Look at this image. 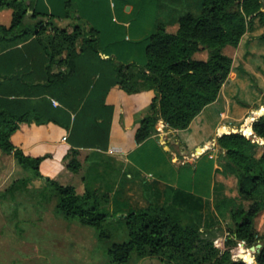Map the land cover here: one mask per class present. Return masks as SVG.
I'll return each instance as SVG.
<instances>
[{"label":"trees","instance_id":"16d2710c","mask_svg":"<svg viewBox=\"0 0 264 264\" xmlns=\"http://www.w3.org/2000/svg\"><path fill=\"white\" fill-rule=\"evenodd\" d=\"M65 8L63 18H72L70 0ZM3 9L12 10V21L8 26L0 24V43L7 49L21 44L36 48L44 56L46 81L42 83L40 69L31 72L42 90L52 97L59 87L64 102L77 94L82 104L72 114L64 105L52 110L46 99L0 97V150L28 173L4 189L0 200L17 204L18 194L36 191L39 195L33 197L50 205L53 223L75 218L82 226L95 229L101 242L115 239L107 250L108 264H133L149 257L159 258L162 264L252 263L247 252V262L233 259L232 254L240 242L255 245V219L264 208L259 196L264 190V145L251 153L253 140L239 132L251 122L254 137L264 140V114L252 118L264 106V0H204L198 16L185 14L171 24H159L144 41L143 65L103 59L109 53L100 46L94 25L59 28L53 14L39 9V0H0ZM231 48L239 55L235 65L226 53ZM201 53H207V59H198ZM90 59L99 63L91 70L100 76L98 84L94 86L92 74L75 91L72 82L87 74L83 63ZM54 66L66 67L69 73L52 74ZM132 68L153 94L146 116L139 120L138 145L163 128L191 129L200 114L219 99L232 70L240 72L238 94L228 102L220 133L216 137L213 132L205 140L212 143L216 139L239 178L233 197L220 185L214 188V203L226 227L203 223L200 195L170 186L151 196L148 181L125 172L116 157L68 144L81 119L95 137L109 139L114 107L106 99L113 88L130 92ZM182 145L190 151L198 149L183 141ZM50 162L68 172L67 180L60 173H50L45 167ZM185 166L192 167L190 163ZM136 186L143 187V194L136 193ZM224 233V246H217L219 234ZM256 264H264V245L256 253Z\"/></svg>","mask_w":264,"mask_h":264},{"label":"rangeland","instance_id":"374dc122","mask_svg":"<svg viewBox=\"0 0 264 264\" xmlns=\"http://www.w3.org/2000/svg\"><path fill=\"white\" fill-rule=\"evenodd\" d=\"M66 1L42 0L40 10L49 13L50 10L46 3L49 4L52 7L53 22L59 28H64L68 24L94 25L99 30L100 46L105 48L107 53H116L119 56V59L116 58L117 60L126 63L135 62L139 65H143L145 60L143 53L144 41L156 30L159 24H171L185 14L198 16L202 12L204 3V0H165L164 2L158 0H70L73 5L71 9L72 18H64L60 22H56V20L63 18V14L66 12ZM47 19V17L44 18V20ZM6 23L8 26L9 22ZM2 47L4 46L1 45L0 49ZM226 53L232 56L234 60L237 57V51L232 48L227 49ZM207 56V53H201L197 58L207 59ZM92 61L90 59V62ZM130 73L133 74V86L130 88V92L118 91L120 101L116 136L122 141L123 148L121 147V149L130 148L133 143L135 144L139 120L146 116L153 95L147 87L142 85L140 75L135 68H132ZM92 74L93 72L88 70L85 77L87 78ZM237 76L238 73L232 70L221 89L220 96L222 99L235 94ZM99 77L97 74L91 76L94 86L98 84ZM102 81L104 80L102 79ZM263 114L264 106L256 111L252 118L256 119ZM220 119H222V114H220ZM229 132H233V130H229ZM239 132L253 140V144L250 145L251 153L256 152L258 146L264 145V140L254 137L251 131V122L246 124ZM151 138L152 140L147 144V147L151 149L150 152H153V149L160 145L166 148L167 153V160L164 165L158 162L156 156L152 157V164L149 169V185L147 187L151 196H155L156 189H158V192H162L161 187L170 183L169 180L172 177L170 160L175 161L172 163L176 167L187 168L185 165L189 162L194 167L207 156L203 153L208 149L216 150L214 164L212 165L214 175L211 191L200 196L203 200L201 219L206 226L217 224L216 227L220 225L226 227L227 222L224 221L220 209L214 203V188L216 185H220L227 195L233 197L238 190L239 178L234 167L225 158V152L222 151L216 139L195 152H189L180 145L173 130L163 128ZM0 153H2L1 150ZM25 175H28V173L20 167L17 168L11 157L0 154V193L9 187L8 185L13 180L20 179ZM63 175L61 174L62 179L67 180ZM58 181L61 182V179L58 178ZM135 191L137 194H143L144 189L142 186H136ZM48 193L45 192L44 194L48 195ZM18 195L36 196L39 194L31 190L29 193ZM259 196L264 205V190L260 192ZM39 198L35 197L34 201H22L17 204L12 203L10 199L0 200V207L2 210L4 209V213L0 210V223L4 224L6 232L11 227L13 231L23 233L21 237L18 236L20 243L8 241L6 237L11 238L10 235L3 237L6 244L0 245V264H108L107 250L115 239L101 242L95 229L82 226L79 220L75 218L57 219L59 224L65 225V227H59L61 229H51L48 224H42L46 229L40 228V222L36 220L37 218L43 223H52V221H49L48 218L46 220L43 214L45 208L49 205H46V202H40ZM28 207L36 209V216L31 215L26 218L27 216L24 213L28 210ZM15 211L19 212L18 215ZM254 230L255 245L248 247L244 242H240L232 254L233 259H240V251L246 250L248 258H253L256 261V252L252 248L264 245V208L255 219ZM24 231H26L25 234ZM221 235L219 234V238H217V235H214V237L217 238V246L223 247L227 233H224L222 238ZM15 244H20L21 247L16 248ZM248 251L251 252L248 253ZM1 255L3 256L2 259ZM133 264H162V262L159 258L149 257ZM250 264H255V262H250Z\"/></svg>","mask_w":264,"mask_h":264},{"label":"crops","instance_id":"0c3cea01","mask_svg":"<svg viewBox=\"0 0 264 264\" xmlns=\"http://www.w3.org/2000/svg\"><path fill=\"white\" fill-rule=\"evenodd\" d=\"M42 5V0H39V9ZM46 6L49 8V13L52 14V7L46 3ZM47 10V8H46ZM42 11V10H41ZM64 15V14H63ZM64 18L56 20V22H60ZM5 20V21H4ZM12 21V10L10 9H3L0 11V24L6 25V22H9V25ZM71 24L66 25L70 26ZM7 26V25H6ZM3 43H0V46ZM21 44L15 49L5 48L2 47L0 49V97H8V98H20V99H46L47 105H50L52 110L54 108H61L63 105L67 107L72 114H75L79 111V105L82 103H78V96L77 94H73L72 98L66 99L65 96L61 93V89L59 87L57 89V95L50 97L45 93L42 87L39 86V83L36 82L34 79V75H32L31 69H40V76L42 83L45 78V67H44V56L41 52H38L36 48H33L30 44L27 46H23ZM239 55L237 53V57L234 60V65L236 60L238 59ZM103 59L108 58H118L119 56L116 53H109L108 55H102ZM96 63V64H94ZM84 68L89 70L96 69V65H99L97 61L91 64L83 63ZM32 66V68H31ZM39 66V68H38ZM52 74H59L63 73L67 75L69 73L68 68L63 67L60 68L58 66H54L51 69ZM234 71H236L234 69ZM238 76L236 77L235 87L236 92L235 94L227 97L226 99H222L221 96L219 99L213 103L212 105L208 106L197 118L196 121L191 126V129L181 132H175L176 138L178 142L182 145V141L186 142L190 148L198 147L197 150L201 149L204 145L209 144L206 143V139L209 135L215 132V136L217 137V133L220 131L221 125L225 120L226 115L228 114V102L231 98L235 97L238 94V79L241 77L239 71H236ZM34 73V72H33ZM85 74H82L79 79H76L72 82L75 85V91H78L83 88L84 77ZM40 89V90H38ZM45 89V88H44ZM38 90V93H37ZM121 89L113 88L107 96L106 102L108 105H112L114 107V114L112 119V127L111 133L108 140L100 139L95 137V134L87 129L85 125V120H80L79 124L75 126L72 135L68 133V144L74 148L80 149H88V150H97L99 152L104 153L107 156H114L117 158V162L119 166H124L123 170L125 172L132 173L135 177L145 178L149 181V169L151 168V160L153 156L157 157L158 162H161V165H164L165 161L167 160V153L166 148L163 146H158L153 149V152H150L151 149L147 147V144L152 140L150 138L145 143L138 145L136 142L133 143L130 148L125 147L124 149L122 145L121 139H118L116 136L117 130V121H118V109H119V101L120 96H118ZM35 98V99H34ZM56 102V104H55ZM220 114H222V119H220ZM214 136V137H215ZM215 139V138H214ZM103 146V147H101ZM184 147V146H183ZM150 149V150H149ZM184 149H186L184 147ZM187 150V149H186ZM197 150H187L189 152H195ZM212 152L205 156L196 166L189 167V168H182L176 167L173 165L172 162L174 160H170V168L172 170V177L170 178V183L161 187L162 192H165L166 188L168 187H183L185 190L189 192L196 193L200 196L206 194L207 192L211 191L213 185V175H214V167L212 166L214 157L216 156V150L212 149ZM2 154V153H0ZM191 164V162H189ZM49 169L53 176H58L60 174H64V176L68 175V172H64L62 170L61 165L55 162L47 163L45 166ZM60 173V174H59ZM67 173V174H65ZM15 180H13L8 186H10ZM149 185V184H148ZM150 187V186H149ZM30 189L34 187L30 186ZM158 192V189H156ZM18 202L26 201L31 202L34 201L33 196H18ZM49 205V204H46ZM26 209V208H25ZM28 210L24 213L26 218L30 217L31 215L36 216L35 208L28 207ZM1 212L4 213V209L0 207ZM45 219L51 220L52 223H43L39 218L40 228L46 229L42 224H48L51 229H56V226L63 227V224L53 223V217L51 214V207L50 205L45 208V212H43ZM33 217V216H32ZM35 218V217H34ZM65 227V226H64ZM10 229L6 232V228L4 224L0 223V245H5L6 242L4 238L8 235L11 238H7V240H11L12 243L14 241L21 242L19 239V231H13V228L9 227ZM2 229V230H1ZM26 233V231H24ZM5 236V237H4ZM4 237V238H3ZM16 242V243H17ZM16 248L21 247L20 244H15ZM16 251V250H15ZM14 252V251H12ZM3 256L1 255V259Z\"/></svg>","mask_w":264,"mask_h":264},{"label":"water","instance_id":"95a60500","mask_svg":"<svg viewBox=\"0 0 264 264\" xmlns=\"http://www.w3.org/2000/svg\"><path fill=\"white\" fill-rule=\"evenodd\" d=\"M261 249H262V245H258L256 248H252V250H254L256 253L259 252ZM245 255H246V250H241L240 256H239L240 259L247 261V259L245 258ZM253 262H255L256 264V261L254 259H253ZM247 263H250V262H247Z\"/></svg>","mask_w":264,"mask_h":264},{"label":"built area","instance_id":"2783aa9c","mask_svg":"<svg viewBox=\"0 0 264 264\" xmlns=\"http://www.w3.org/2000/svg\"><path fill=\"white\" fill-rule=\"evenodd\" d=\"M55 104H56V102H55Z\"/></svg>","mask_w":264,"mask_h":264}]
</instances>
